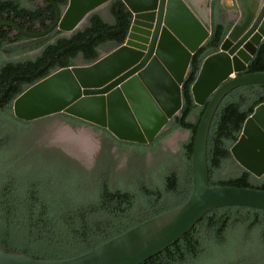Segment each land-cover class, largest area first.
Instances as JSON below:
<instances>
[{
  "label": "trees",
  "instance_id": "16d2710c",
  "mask_svg": "<svg viewBox=\"0 0 264 264\" xmlns=\"http://www.w3.org/2000/svg\"><path fill=\"white\" fill-rule=\"evenodd\" d=\"M65 7L68 0H54ZM102 12L70 35L56 28L29 37L0 24V243L37 259H60L82 254L185 202L192 190V150L196 128L205 111L191 92L206 57L217 52L232 22H215L208 40L193 55L182 86L183 105L152 143L120 140L102 130L120 149L132 151L127 171L115 170L109 147L92 169L60 153L39 149L28 140L33 121L15 116L13 101L24 90L53 72L96 61L102 49L123 44L133 13L123 0H112ZM50 0H0V20L39 32L55 20ZM31 52H34L31 54ZM264 71V42L244 72ZM264 103V83L233 89L221 101L210 127L208 172L211 185L264 189L257 177L240 166L229 172L231 147L246 119ZM59 116L86 123L67 113ZM177 129L188 130L178 154H165L159 173L145 170L147 150L158 152L161 141ZM12 133L14 134L12 136ZM141 264H264V209L223 206L206 213L182 238Z\"/></svg>",
  "mask_w": 264,
  "mask_h": 264
},
{
  "label": "water",
  "instance_id": "95a60500",
  "mask_svg": "<svg viewBox=\"0 0 264 264\" xmlns=\"http://www.w3.org/2000/svg\"><path fill=\"white\" fill-rule=\"evenodd\" d=\"M55 8L54 22L32 32L0 20L16 32L39 37L58 28L70 35L112 0H68ZM133 13L126 41L89 64L61 68L24 90L13 101L17 118L33 121L67 113L107 128L120 140L150 143L183 105L182 86L197 50L211 35L214 0H123ZM236 18L220 49L206 57L191 87L204 105L191 158L192 190L185 202L77 256L37 259L0 243V264H141L182 238L209 211L223 206L264 209V189L211 185L208 138L223 98L233 89L264 83V71L244 72L264 42V0H219ZM235 160L264 175V103L246 119L232 145Z\"/></svg>",
  "mask_w": 264,
  "mask_h": 264
},
{
  "label": "rangeland",
  "instance_id": "374dc122",
  "mask_svg": "<svg viewBox=\"0 0 264 264\" xmlns=\"http://www.w3.org/2000/svg\"><path fill=\"white\" fill-rule=\"evenodd\" d=\"M103 14L105 17H108L106 12ZM107 51L108 50L106 49H102V52ZM33 53L34 52H31V54ZM77 64H85V62L80 58L78 59ZM61 118V116L55 114L34 121L32 126L27 129L29 142L36 145L39 149L64 154L72 160L79 162L88 170L95 166L97 158L100 157L102 151L101 145L103 146V144H105L109 147L110 156H112L115 170L120 173L127 171L131 165V149H117L113 143L111 144L109 137L102 135V133L92 127L72 128ZM165 129H167V126ZM64 132H72L76 135L86 133L90 138V144L92 147L91 151L83 153L72 147L70 144L64 143V141L60 139L62 133ZM13 135L14 134L12 133V136ZM189 135L190 133L188 130L177 129L161 141L157 153L147 150L142 160L144 169L151 171L148 175L150 176L152 172L159 173V168L163 163L165 154H178L181 142L188 139ZM233 159L234 160L231 162L229 169V172L232 174L238 172L240 169V164L235 160V158Z\"/></svg>",
  "mask_w": 264,
  "mask_h": 264
},
{
  "label": "flooded vegetation",
  "instance_id": "af4514ba",
  "mask_svg": "<svg viewBox=\"0 0 264 264\" xmlns=\"http://www.w3.org/2000/svg\"><path fill=\"white\" fill-rule=\"evenodd\" d=\"M112 2V1H111ZM110 2V3H111ZM109 3V4H110ZM109 4L107 5V6H105V7H103L102 9H100V10H98V11H95V12H102V13H104V12H106L107 13V8H108V6H109ZM219 8L220 9V15H221V19H222V22L223 23H226V22H228L229 21V16H230V18H231V22H232V24H233V22H234V19L236 18V15L235 16H233V17H235V18H233L232 19V15L231 14H228V10H226L224 7H222V6H220L219 5V0H214V2H213V12H212V22H213V18L216 16V8ZM95 12H93V13H95ZM92 13V14H93ZM89 18V17H88ZM88 20V19H87ZM132 23H133V19H132ZM85 24V23H84ZM232 24H231V26H232ZM132 25V24H131ZM231 26H230V28H231ZM131 28V27H130ZM229 28V29H230ZM228 29V30H229ZM129 32H130V30H129ZM228 32V31H227ZM128 36V35H127ZM127 39V38H126ZM126 41V40H125ZM115 48V47H114ZM114 48H112V49H114ZM112 49H110V50H112ZM219 49H220V47H219ZM109 50V51H110ZM109 51H107V52H109ZM102 53H105V52H101V54ZM55 115V114H54ZM47 117H49V116H47ZM77 118V117H76ZM65 123H67L69 126H71L72 128H77V127H92L93 129H94V127L93 126H90V125H88L87 124V121H85L86 123H73V122H70V121H68V120H66L65 118H61ZM77 119H79V118H77ZM80 120H82V119H80ZM82 121H84V120H82ZM89 123V122H88ZM68 126V127H69ZM88 127V128H89ZM166 128V127H165ZM165 128H164V130H165ZM70 129V128H69ZM104 129H107V128H104ZM71 130V129H70ZM97 131H99L100 133H102V135H104V133H103V131L102 130H97ZM110 139V138H109ZM155 140V139H154ZM153 140V141H154ZM110 141L112 142V140L110 139ZM152 141V142H153ZM152 142H150V143H152ZM149 144V143H148ZM113 145L117 148V149H120L119 147H118V145L117 144H114L113 143ZM101 148H102V151H101V154L104 152V144H103V146L101 145ZM150 151H152V150H150ZM153 152V151H152ZM100 154V155H101ZM98 159L99 158H97V161H98Z\"/></svg>",
  "mask_w": 264,
  "mask_h": 264
},
{
  "label": "bare ground",
  "instance_id": "6f19581e",
  "mask_svg": "<svg viewBox=\"0 0 264 264\" xmlns=\"http://www.w3.org/2000/svg\"><path fill=\"white\" fill-rule=\"evenodd\" d=\"M60 139L63 140L64 143L70 144L72 147L80 150L83 153H88L91 151L92 147L90 144V138L86 133L76 135L72 132H64L62 133Z\"/></svg>",
  "mask_w": 264,
  "mask_h": 264
},
{
  "label": "crops",
  "instance_id": "0c3cea01",
  "mask_svg": "<svg viewBox=\"0 0 264 264\" xmlns=\"http://www.w3.org/2000/svg\"><path fill=\"white\" fill-rule=\"evenodd\" d=\"M228 14L232 15V19L235 18V17H233V16H235L234 12L228 11ZM228 19H229V21L231 20L230 16ZM213 20H215V22H221L222 21L221 15H220V9L218 7L216 8V16L213 18Z\"/></svg>",
  "mask_w": 264,
  "mask_h": 264
}]
</instances>
